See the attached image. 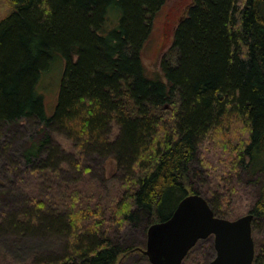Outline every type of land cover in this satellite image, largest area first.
Here are the masks:
<instances>
[{"label": "trees", "instance_id": "trees-1", "mask_svg": "<svg viewBox=\"0 0 264 264\" xmlns=\"http://www.w3.org/2000/svg\"><path fill=\"white\" fill-rule=\"evenodd\" d=\"M10 1L0 20V129L26 118L56 124L77 146L131 169L126 183L133 189L114 208L119 220L113 218L148 227L166 220L185 196L202 194L189 178L199 140L226 134L223 122L238 116L243 141L228 146L230 153L237 148L229 164L254 185L252 264H264V235L256 229L264 220V0H191L173 32L175 64L163 59L162 76L146 73L141 53L166 0ZM61 58L48 114L39 82ZM113 122L119 134L110 139ZM50 144L46 133L27 148V160ZM229 176L222 192L204 190L220 217L230 214ZM44 221L58 224L68 252L39 264H123L126 255L143 253L109 237L70 233L65 220Z\"/></svg>", "mask_w": 264, "mask_h": 264}, {"label": "rangeland", "instance_id": "rangeland-1", "mask_svg": "<svg viewBox=\"0 0 264 264\" xmlns=\"http://www.w3.org/2000/svg\"><path fill=\"white\" fill-rule=\"evenodd\" d=\"M190 3L191 0H166L154 14L141 53L148 75L162 76L163 59L175 64L173 32ZM12 7L10 0H0V20ZM54 63L57 64L42 76L38 87L48 114L53 113L57 101L64 62L61 58ZM223 128L229 131L215 137L209 133L199 140L189 178L193 188L203 190L199 195L205 196L206 189L222 192V178L231 175L232 192L225 201L230 211L226 218L233 219L248 213L257 196L248 178L229 164L237 149L234 147L230 153L229 147L243 141L242 120L238 116L225 120ZM46 133L51 146L27 160V148ZM118 134L119 126L113 122L109 138ZM0 145V264H39L67 254V237L58 232V224L47 225L44 220H65L70 233L91 234L98 240L109 237L122 248H145L150 225L146 227L144 220L120 224L113 218L118 219L114 208L133 189L134 185L126 183L134 174L131 169L84 145L77 146L66 129L56 124L45 127L30 118L3 125ZM188 192L192 190L188 188ZM256 229L264 235V220ZM141 254L136 251L121 256L126 257L123 264H146ZM214 256L213 236H209L196 243L182 264H208Z\"/></svg>", "mask_w": 264, "mask_h": 264}, {"label": "water", "instance_id": "water-1", "mask_svg": "<svg viewBox=\"0 0 264 264\" xmlns=\"http://www.w3.org/2000/svg\"><path fill=\"white\" fill-rule=\"evenodd\" d=\"M252 219L250 212L233 219L217 216L203 196L189 194L166 220L148 227L142 251L151 264H181L199 240L213 236L215 256L208 264H252Z\"/></svg>", "mask_w": 264, "mask_h": 264}]
</instances>
